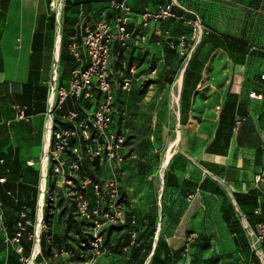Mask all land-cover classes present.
<instances>
[{
	"label": "crops",
	"instance_id": "crops-1",
	"mask_svg": "<svg viewBox=\"0 0 264 264\" xmlns=\"http://www.w3.org/2000/svg\"><path fill=\"white\" fill-rule=\"evenodd\" d=\"M111 1L128 3L136 15L129 46L112 45L115 87L124 77L134 79L131 92L115 89L116 103L129 113L128 130L147 140L154 157L169 147L175 155L160 182L154 174L126 197L130 205L123 219L106 230L110 249L123 248L122 264H189L193 252L183 260L180 255L193 235L208 247L197 253L202 264H261L264 245L258 253L250 248L242 216L252 230L264 220V183H255L264 169V101L249 96L264 95V0H223L232 24L221 31L215 27L192 50L184 24L167 20L144 28L137 16L172 0H0V155L18 166L42 161L54 65L58 61L60 84L66 85L72 72L66 74L60 61L65 22L68 45L80 43L103 12L115 19ZM181 37L188 39L189 57L170 45ZM14 105L26 109V119H16ZM93 107L72 97L60 112L75 108L83 117ZM103 174L109 176V169ZM31 188L23 187L24 202L33 199ZM191 194L195 199L189 202ZM54 202L52 229L61 209ZM46 205L45 196L43 209ZM7 212L12 219L0 229V264L24 263L10 241L15 212L10 207ZM132 213L138 214L137 224L129 221ZM43 234L50 245L44 252L57 256L55 231ZM34 247L35 240L29 259ZM40 255L41 242L34 261Z\"/></svg>",
	"mask_w": 264,
	"mask_h": 264
},
{
	"label": "built area",
	"instance_id": "built-area-1",
	"mask_svg": "<svg viewBox=\"0 0 264 264\" xmlns=\"http://www.w3.org/2000/svg\"><path fill=\"white\" fill-rule=\"evenodd\" d=\"M54 6L58 11L62 7L60 3ZM110 8L117 12L114 20H109L107 13L103 12L85 29L80 43L73 40L69 44V53L77 66L71 72L66 85L60 84L59 63L58 61L55 63L47 101V117L51 121L47 173L49 174L51 170L52 177L63 180L65 186L67 185L68 195H79L80 190L75 188L71 181L77 177L85 159L84 153L91 162L97 161L100 168L104 170L108 168L110 171L107 177L97 179L89 174L80 182L82 191L92 190L96 196L95 209H92L91 202L83 194L75 201L77 215L91 223L90 248L93 256L87 264H97L98 259L107 253L105 228L121 221L125 210L122 202L121 179L116 171V164L124 162L123 153L129 140L130 116L126 109L117 105L115 89L118 87L119 90L131 92L134 79L124 77L115 87L111 71L112 45L119 44L122 48L129 46L133 39L130 26L136 15L126 2L111 1ZM175 8L178 11H175ZM137 16L144 28L151 23L170 19L181 21L191 29V50L210 32L197 12L186 9L177 0H172L169 5L160 6L156 11H147ZM187 40L186 37H181L177 44L171 42L170 45L172 49H177L181 56L189 57ZM85 56L88 57L87 65H85ZM261 78L264 80V74ZM249 96L264 101V95L257 92H250ZM72 97L94 103L92 112L81 117L77 110L70 109L67 113L58 115L63 105ZM14 109L17 120L26 119L24 109L17 105ZM56 116L60 118L61 123L58 129H55ZM73 142L80 148L84 147V151L79 152L76 146H73ZM71 154L76 157L75 160H69ZM4 182L5 179H0V183ZM255 183L257 185L264 183V169L255 175ZM194 199L195 196L190 195L188 201L192 202ZM256 213L259 214L260 211ZM25 218L26 213L22 212L21 219ZM242 220L243 228L249 231L250 248L258 253V248L264 245V220L257 224L255 230L249 228L245 217L242 216ZM25 228V224L20 221V231L11 241L13 244L19 243ZM193 241V235L187 238L186 253ZM18 252H21V249H18ZM261 264H264V259L261 260Z\"/></svg>",
	"mask_w": 264,
	"mask_h": 264
},
{
	"label": "trees",
	"instance_id": "trees-1",
	"mask_svg": "<svg viewBox=\"0 0 264 264\" xmlns=\"http://www.w3.org/2000/svg\"><path fill=\"white\" fill-rule=\"evenodd\" d=\"M171 2L172 1H170V3ZM170 3H168L166 5H169ZM180 4L188 10H193V9L187 8L182 3H180ZM162 6H164V5H162ZM175 11H178V9L175 8ZM193 11L197 12L202 17V15L198 11H196V10H193ZM170 20L171 21H178V20H174V19H170ZM178 22L182 23L181 21H178ZM67 24L68 23L65 22L64 35H63V39H62L61 56H60V61H61V64L64 65L63 68H64V72L66 74L73 71L77 66L74 59L70 56V54L68 52L69 51L68 50V47H69L68 36L70 34L68 33ZM182 24H184V23H182ZM188 30H189V35H191V29L189 27H188ZM207 35H205L203 37L201 43L203 42L204 38ZM172 42H174L175 44L178 43V41H176V40L175 41L173 40ZM173 50H175V49H173ZM61 85H63V84H61ZM79 101H83V100H79ZM64 105H63V107H64ZM14 106H16V105H14ZM14 106H13V109H14ZM22 109H24V108H22ZM72 109H75V108H72ZM25 110L26 109H24V111ZM75 110H77V109H75ZM62 114H64V113L60 112V111L58 112V115H62ZM54 121H55V129H58V125L61 124L60 118L58 116H56ZM65 126L70 127V125H65ZM84 149L82 147L83 151H84ZM75 159H76V157H74L73 160H75ZM159 159H160V154H157L155 157H153L152 162H153V160L158 161ZM87 171H89V172H87ZM103 171H104V169H102L98 166L97 161H95L94 163L91 161H87L86 163H84V161H82V164L80 166V170H79L77 176L82 177V179H83L86 175L92 174L95 178L99 179V178L103 177V175H104ZM50 174L52 176L51 170L49 171V175ZM0 179H5L4 183H0V218H1L0 219V229L3 230V228L5 226H7V223H8L7 221L9 219H12V217L8 216L7 209L9 207L13 208V211L15 212V214H14L15 220H14L13 234L10 237V241H12L16 237L17 233L20 231L19 230V222L20 221H22L25 224L26 228L21 233V238H20L19 243L15 244L17 252H18V249H21V252H18V254L24 260V263L21 261H16L15 263H11V264H25L26 263L25 261L30 258L32 248L34 246L35 233H36L35 225L37 223L38 201H39V197H40V190L39 189H40V181H41V171H39V169L36 166L27 167V166H23V165H20V166L14 165L12 163H9V161L7 159L3 158L2 155H0ZM81 180H78L77 178L72 179V181H78L79 186H80ZM29 183L32 185L31 190L34 193L33 199L31 201L27 200L24 202L22 200L23 187H28ZM66 186L64 188V194H63L65 198L62 196L61 200L60 199L57 200V204L61 208L60 213L56 217V219H58V223L56 225V227L58 226L57 230H55L56 227L54 229H52V224H53V220L55 219L54 218L55 214L52 212L53 207L50 206L52 203L50 202V200L48 198H46V204L47 205L44 208V223L46 226L45 233L52 234V231H55V235H57L56 236L57 239L55 240V243L53 242V244H56V246L60 247L58 250V255L63 253V252H66V254H68L69 256H71V257L73 256L72 260L75 261L76 260L75 256L79 257L78 255H80L81 252H84V256H86L90 260L93 256V254L91 252V248H90V239H91L90 227H91V223H89L88 220L82 219L77 215L76 207H75L73 215L70 213L69 210H70V206L73 203V201L71 199L72 198L77 199V198H79V195H81V194H83V196H86L88 198V200L91 202V206H93V204L97 201V198L94 195L92 190L82 191L81 189H79L80 190L79 195H68L66 192ZM73 186L76 188L75 185H73ZM121 189H122V186H121ZM16 190L18 191V193H15ZM122 194H123V201L122 202L124 203V208H125L124 214H125L126 210H127L126 209L127 205H130V201L126 199V196H125V193L123 192V190H122ZM93 195L95 198H93ZM191 195H193V194H191ZM47 199H48V202H47ZM22 212L26 213V218L24 220L21 219V213ZM68 212H69V214H68L69 216H68V218H66L65 214ZM131 215L133 217L131 216L129 218V221L132 220L133 224H137V221H138L137 215L138 214L132 213ZM141 218L145 219L144 216H142ZM26 223H28V224L26 225ZM4 224H5V226H4ZM60 224H62V225L64 224V227H65L64 232L61 231L62 228H59ZM110 227H112V226L105 228V246L107 248V252H108L110 246L108 243V238L106 236V230L109 229ZM72 231L76 232V235L78 237L74 236L75 234L73 235ZM153 232L154 231H152V236H153ZM1 237H2L1 242H2L5 240V238H4V236H1ZM149 240H151V239H149ZM201 240L203 242H206L204 240V237L201 238ZM41 245H42V250H43V256L38 257V259L36 260V264H55L56 262H54V260H53L55 257V254L52 251L49 252V250L47 252H44L45 249H48L50 247V245L47 243V237L44 234L41 237ZM191 245L192 246L189 247L190 251L187 253L185 252V245H184V247L181 250L180 258L183 260L185 257L188 256L187 255L188 253L193 252L192 259H191V262L189 264H202L201 260H199V256L197 253L200 250H204V249L208 248L207 245H204V244L201 245L200 243H198V237H197V241L195 238V240L193 241V243ZM122 249L123 248H121L120 252H118V249H116L114 251L118 254H124L122 252ZM182 254H184V257ZM59 262H61V261H59ZM56 264H58V263H56ZM176 264H183V263L178 262Z\"/></svg>",
	"mask_w": 264,
	"mask_h": 264
},
{
	"label": "rangeland",
	"instance_id": "rangeland-1",
	"mask_svg": "<svg viewBox=\"0 0 264 264\" xmlns=\"http://www.w3.org/2000/svg\"><path fill=\"white\" fill-rule=\"evenodd\" d=\"M177 1H179L180 3H182L184 6H186L189 9L198 11L202 15L204 24L206 25V27L209 29L210 32H213L215 27L220 30V29H223V27L226 28L227 26L232 24V21L230 20L228 16L229 8H230V5L228 2H225L223 0H177ZM220 10H222L221 13H220ZM128 139L129 140H128L126 150L123 153L124 162L116 164L117 165L116 171L118 172L119 177L121 179V185H122L123 192H126L127 194L129 193L128 195L126 194V197L128 196L130 198L129 195H133L138 189H140L138 187L140 185L145 184V182L150 177H153L152 175L156 174V176L158 177V180L160 179L159 174L161 172L162 160L165 156L166 149L158 151V153L160 154V159L158 161L153 160L154 162L153 163L152 159L154 155L156 154L155 153L156 151L154 149H151L145 143L147 140L144 139L142 140V142L139 141V138L134 133L133 128L129 130ZM74 144H75L74 146H76L79 152L83 151L82 148L77 146L76 143ZM84 156H85L84 163H86L87 161H90L86 157L85 153H84ZM72 159H74V156L71 154L69 157V160H72ZM40 163H41V159L36 164V167L39 169V171H41ZM76 178L78 179V176ZM71 184L75 185L78 190L80 189L78 181H71ZM64 187H65V183L63 182L62 179L52 177L51 174L49 175L47 173L45 196L46 198L50 200L51 203L54 204L55 203L54 201L58 199L61 200V197L62 196L64 197L63 195ZM39 190L41 192V188ZM48 199H47V202H48ZM74 199L76 200V198L71 199L74 204L72 203V205L70 206V210H69L72 215L75 210V200ZM68 214L69 212L65 214L66 218H68L69 216ZM88 222L90 223V221ZM41 225H42L41 226V232H42L43 230H46V226H45V223L43 222V219H42ZM59 228H62L61 231L63 232L65 231L64 224L63 225L60 224ZM57 229H58V226L55 228V230ZM35 231H36V225H35ZM72 233L73 235L75 234L74 236H77L76 232L72 231ZM189 247H188V252L190 251ZM78 256L79 257L75 256L76 260L74 261L72 260L73 256L71 257L68 254H66V252H63L59 255L57 254V256H55L53 260L54 262L58 264H87L88 263L89 259L86 256H84V252H81V254ZM124 258H125L124 254H118L114 250L109 248L107 254L101 256L98 259L97 263L98 264H112L109 262V261H112L113 264H116V263L121 264L122 263L121 260H123ZM28 261L29 259L25 261L26 262L25 264H28ZM33 264H36V261L33 262Z\"/></svg>",
	"mask_w": 264,
	"mask_h": 264
},
{
	"label": "bare ground",
	"instance_id": "bare-ground-1",
	"mask_svg": "<svg viewBox=\"0 0 264 264\" xmlns=\"http://www.w3.org/2000/svg\"><path fill=\"white\" fill-rule=\"evenodd\" d=\"M60 38H61L60 36H58V38H57V41H58V43H57L58 44L57 58H58V54H59ZM50 136H51V121L48 120V123L46 125L45 143H44V148H43V153L44 154H43V158H42V161H41V181H40L41 192H40L39 207H38V214H37V220L38 221L36 223V233H35V250H34V255L35 256L38 255L39 252H40V242H41L40 241V237H41V226H42L41 222H42V219H43V207H44V198H45V191H46V176H47V167H48V157H47L46 154L49 151ZM174 139H175V137H174ZM173 155H175L174 154V150L171 147H169L166 150L165 156H164V158L162 160V171L160 173L161 179L163 177V170L166 169V167L169 164L171 158H173ZM28 264H33V259L32 258L29 259Z\"/></svg>",
	"mask_w": 264,
	"mask_h": 264
},
{
	"label": "water",
	"instance_id": "water-1",
	"mask_svg": "<svg viewBox=\"0 0 264 264\" xmlns=\"http://www.w3.org/2000/svg\"><path fill=\"white\" fill-rule=\"evenodd\" d=\"M38 207H39V205H38ZM34 249H35V247H34ZM32 259H33V261L35 260L34 250H33V254H32Z\"/></svg>",
	"mask_w": 264,
	"mask_h": 264
}]
</instances>
